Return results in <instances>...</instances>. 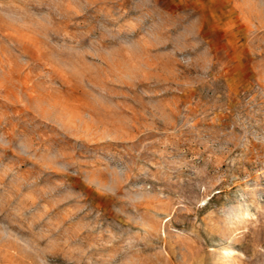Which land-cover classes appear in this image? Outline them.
I'll list each match as a JSON object with an SVG mask.
<instances>
[{"label": "rangeland", "instance_id": "rangeland-1", "mask_svg": "<svg viewBox=\"0 0 264 264\" xmlns=\"http://www.w3.org/2000/svg\"><path fill=\"white\" fill-rule=\"evenodd\" d=\"M0 264H264V0H0Z\"/></svg>", "mask_w": 264, "mask_h": 264}]
</instances>
